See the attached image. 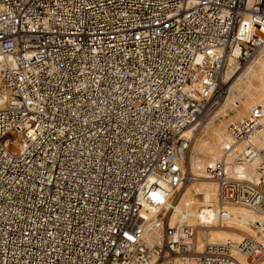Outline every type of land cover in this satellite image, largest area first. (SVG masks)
Here are the masks:
<instances>
[{
    "label": "built area",
    "instance_id": "built-area-1",
    "mask_svg": "<svg viewBox=\"0 0 264 264\" xmlns=\"http://www.w3.org/2000/svg\"><path fill=\"white\" fill-rule=\"evenodd\" d=\"M263 44L264 0H0V264H187L196 228L165 209L186 134L221 100L231 51L242 64ZM263 125L264 103L207 169L219 220L226 204L264 211ZM232 250L254 264L264 240L196 264H241Z\"/></svg>",
    "mask_w": 264,
    "mask_h": 264
},
{
    "label": "bare ground",
    "instance_id": "bare-ground-1",
    "mask_svg": "<svg viewBox=\"0 0 264 264\" xmlns=\"http://www.w3.org/2000/svg\"><path fill=\"white\" fill-rule=\"evenodd\" d=\"M237 56L238 49L227 56L223 77L224 97L207 116L212 117L201 128L197 127L200 123H196L186 134L190 143L179 164L187 177L176 197L165 206L169 227L185 223L196 228L193 240L195 254L187 259V264H196L207 246H220L227 240L237 244L244 236L264 240V211L226 204L223 207L225 217L222 220L217 218V185L206 175L207 169L222 158L224 145L231 142L228 125L241 121L252 107L264 103V44L242 66ZM3 78L4 74L0 72V86ZM251 143L256 148L264 145V125ZM236 169L247 176L255 172L253 164L240 165ZM141 233L148 247L162 244L160 229L146 226ZM231 255L241 264H247L242 254L232 250ZM168 263L162 261L157 264ZM254 264H264V257Z\"/></svg>",
    "mask_w": 264,
    "mask_h": 264
},
{
    "label": "rangeland",
    "instance_id": "rangeland-1",
    "mask_svg": "<svg viewBox=\"0 0 264 264\" xmlns=\"http://www.w3.org/2000/svg\"><path fill=\"white\" fill-rule=\"evenodd\" d=\"M243 64H244V63L240 64V66H242ZM223 97H224V94L222 95V98H223ZM214 108H215V106H214L212 109H210V111H208L206 115L204 114L202 117H200V119L198 120V123H200V124L197 125L198 128L203 127V126L206 124L207 120H208L210 117H212V116H210L209 118H207V116H209V114L211 113V111H212ZM206 118H207V119H206ZM204 174H205V173H204ZM206 175L209 176L208 173H206ZM186 177H187V176H185V178H186ZM196 263H197V262H196Z\"/></svg>",
    "mask_w": 264,
    "mask_h": 264
}]
</instances>
